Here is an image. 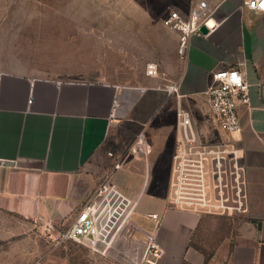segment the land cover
Instances as JSON below:
<instances>
[{
  "label": "crops",
  "instance_id": "1",
  "mask_svg": "<svg viewBox=\"0 0 264 264\" xmlns=\"http://www.w3.org/2000/svg\"><path fill=\"white\" fill-rule=\"evenodd\" d=\"M205 1L215 29L189 39L156 89L0 73V264H51L52 250L20 247L32 234L11 229L10 215L62 230L101 183L107 154L111 181L136 202L137 219L157 217L158 264H206V255L207 264H264V14L244 0ZM234 67L250 84L249 102L238 107L241 131L228 136L205 91L213 72ZM172 83L177 94L167 91ZM229 139L242 160L246 220L210 254L193 241L200 214L175 205V177L187 156H219Z\"/></svg>",
  "mask_w": 264,
  "mask_h": 264
},
{
  "label": "rangeland",
  "instance_id": "2",
  "mask_svg": "<svg viewBox=\"0 0 264 264\" xmlns=\"http://www.w3.org/2000/svg\"><path fill=\"white\" fill-rule=\"evenodd\" d=\"M190 6L187 0H0V73L156 89L181 63L178 37L163 18ZM150 64L158 67L155 77L147 75ZM226 144L219 156H187L175 177V192L188 197L181 201L194 203L180 206L201 216L193 241L210 254L235 239L246 220L242 160L230 139ZM107 157L102 180L116 169L114 156ZM192 164L199 167L189 170ZM137 212L117 229L106 254L75 241L53 244L43 227L8 217L11 229L32 234L20 247L52 250L51 264H141L157 217L139 221Z\"/></svg>",
  "mask_w": 264,
  "mask_h": 264
},
{
  "label": "built area",
  "instance_id": "3",
  "mask_svg": "<svg viewBox=\"0 0 264 264\" xmlns=\"http://www.w3.org/2000/svg\"><path fill=\"white\" fill-rule=\"evenodd\" d=\"M187 1L191 6L186 12L173 10L163 18V25L178 35L179 55L182 59L187 55L189 39L195 35L203 36L202 26L208 28L209 32L216 27L212 20L214 9L207 1L199 0L196 3L194 0ZM243 7L257 14H264V0H244ZM212 21L213 24H210ZM147 75L150 77L158 75L156 64L148 66ZM249 89L250 84L240 67L212 73V83L205 91V95L211 114L228 136L241 131L238 107L240 104H248ZM167 91L169 94H177L179 85L172 83L167 87ZM178 115L183 117L184 124H189L187 115L181 113ZM184 199L188 197L177 194L175 205L179 207L181 203L187 206L194 205L192 202H182ZM137 209L136 202L124 195L113 184L109 175L101 181L92 198L81 207L70 224L61 231L52 225H45L44 235L53 244L75 241L87 246L94 253L106 254L112 248L117 229L129 222ZM163 255L164 251L152 233L147 237L141 264H158Z\"/></svg>",
  "mask_w": 264,
  "mask_h": 264
},
{
  "label": "water",
  "instance_id": "4",
  "mask_svg": "<svg viewBox=\"0 0 264 264\" xmlns=\"http://www.w3.org/2000/svg\"><path fill=\"white\" fill-rule=\"evenodd\" d=\"M201 33H202L203 35H207V34L209 33L208 28H206L205 26H202V27H201Z\"/></svg>",
  "mask_w": 264,
  "mask_h": 264
},
{
  "label": "trees",
  "instance_id": "5",
  "mask_svg": "<svg viewBox=\"0 0 264 264\" xmlns=\"http://www.w3.org/2000/svg\"><path fill=\"white\" fill-rule=\"evenodd\" d=\"M208 261H209V257L206 255V261H205V263L207 264Z\"/></svg>",
  "mask_w": 264,
  "mask_h": 264
},
{
  "label": "flooded vegetation",
  "instance_id": "6",
  "mask_svg": "<svg viewBox=\"0 0 264 264\" xmlns=\"http://www.w3.org/2000/svg\"><path fill=\"white\" fill-rule=\"evenodd\" d=\"M198 167H199V166H198ZM199 171H201V170H199ZM199 171H198V172H199ZM176 173H177V175H178V174L180 173V171H179V170H177V171H176ZM175 185H176V184H175Z\"/></svg>",
  "mask_w": 264,
  "mask_h": 264
},
{
  "label": "bare ground",
  "instance_id": "7",
  "mask_svg": "<svg viewBox=\"0 0 264 264\" xmlns=\"http://www.w3.org/2000/svg\"><path fill=\"white\" fill-rule=\"evenodd\" d=\"M210 24H213V22H211Z\"/></svg>",
  "mask_w": 264,
  "mask_h": 264
}]
</instances>
